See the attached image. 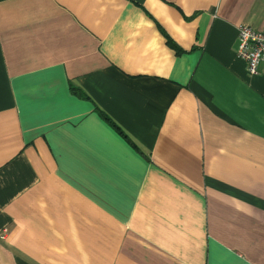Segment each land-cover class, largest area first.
I'll return each mask as SVG.
<instances>
[{"label": "crops", "instance_id": "0c3cea01", "mask_svg": "<svg viewBox=\"0 0 264 264\" xmlns=\"http://www.w3.org/2000/svg\"><path fill=\"white\" fill-rule=\"evenodd\" d=\"M264 0H0V264H264Z\"/></svg>", "mask_w": 264, "mask_h": 264}, {"label": "built area", "instance_id": "2783aa9c", "mask_svg": "<svg viewBox=\"0 0 264 264\" xmlns=\"http://www.w3.org/2000/svg\"><path fill=\"white\" fill-rule=\"evenodd\" d=\"M239 45L236 56L247 65L251 76L260 74V67L264 64V32H259L246 25L238 27Z\"/></svg>", "mask_w": 264, "mask_h": 264}]
</instances>
